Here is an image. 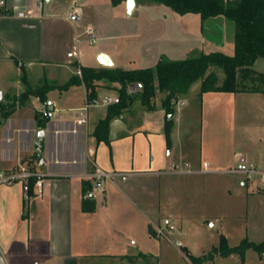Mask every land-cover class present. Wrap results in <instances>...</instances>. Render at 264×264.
Returning <instances> with one entry per match:
<instances>
[{
    "label": "crops",
    "instance_id": "obj_1",
    "mask_svg": "<svg viewBox=\"0 0 264 264\" xmlns=\"http://www.w3.org/2000/svg\"><path fill=\"white\" fill-rule=\"evenodd\" d=\"M7 2L14 11L29 15L0 18V65L17 68L16 78L1 88L2 95L3 91L10 92L13 85L17 91L13 93L25 92L24 73L31 88H47L44 100L36 93L30 94L25 103L15 106L12 114L0 118L6 124L23 112L18 115L15 133L0 138V171L10 172L33 160L38 166L30 169L42 180V187L33 186L29 198L20 182L0 184V264H132L130 257L139 253L158 257L157 241L162 234L158 231L169 225L160 216L164 185L173 189V179L178 176L227 172L236 167L238 162L231 166L230 158L219 150L218 141L215 144L209 135L214 130L217 133L222 106L244 92H205L200 96L198 91L202 107L199 148L191 145L188 135L193 113L176 108L182 96H178L175 105L169 136L160 100L148 110L133 94L129 106L111 121L109 143L98 142L94 130L112 104L103 100L119 98L120 85L100 81L97 102L87 111L83 110L89 96L85 84L62 86L71 77L81 75L78 65L104 67L99 62L101 54H106L115 68L154 66L163 53L161 42L154 41L159 35L141 30L118 35L104 30L105 25L116 21L115 10L127 6L128 0L117 6L111 0ZM75 7L81 16L78 21H71L69 15ZM88 25L98 37L90 52L83 34ZM31 78L38 80L32 84ZM139 89L133 84L128 91L135 93ZM53 93L56 99L51 96ZM46 99L55 102L57 112L40 126L37 114L43 111ZM182 103L186 105L188 101ZM25 117L33 118L32 125L25 124ZM82 119L85 121L80 122ZM39 129L45 132L40 151L35 135ZM27 130L32 135L24 139L22 134ZM231 154L236 155L234 142ZM173 162L180 165L182 172L171 171ZM204 162L209 163L207 172L202 170ZM98 169L121 175L106 179L101 188H96L92 175ZM85 181L90 184L89 198L83 189ZM84 199L88 210L83 209ZM140 260L135 259V264Z\"/></svg>",
    "mask_w": 264,
    "mask_h": 264
},
{
    "label": "rangeland",
    "instance_id": "obj_2",
    "mask_svg": "<svg viewBox=\"0 0 264 264\" xmlns=\"http://www.w3.org/2000/svg\"><path fill=\"white\" fill-rule=\"evenodd\" d=\"M136 4H142V1L134 0L131 7L128 1L127 6L118 7L115 10L116 21L111 26L105 25L104 30L118 35L125 32L134 34L140 30L144 33H155L159 37L154 41L161 42V47L159 46L163 52L161 58L179 60L189 55L212 51L233 54L235 32L233 21L223 16L202 21L199 14H178L167 6L150 3L135 9ZM94 47L96 45H88L87 51L90 52ZM187 49L188 53H185ZM254 68L264 72V58H259ZM211 69L216 70L220 79H223L224 75L220 69ZM18 71H21L20 68ZM16 73L15 65H0V90L12 78H16ZM37 80L31 78L30 81L35 84ZM199 83L200 80L193 83L185 97L179 95L182 97L176 105L178 109H186L193 113L194 118L188 135L191 136V145L196 148H199L201 143L202 107L198 96ZM14 87L16 86L13 85L10 92L3 91L0 118L6 106L21 105L30 97L24 92L13 93L17 92L14 91ZM45 88L47 87L35 88L38 89L37 95L44 94ZM51 96L56 99L55 93ZM185 99L188 103L181 104ZM222 108L223 113L220 114L217 127L214 126L217 133L215 135L213 129L214 132H210L209 135L210 140L214 143L218 141L219 150L221 149L225 157L230 158L228 163L231 166L236 165L243 156L258 170L264 171V93H241L236 98L229 99L227 106ZM22 114L23 112L17 113L6 124L0 122V138L15 133V123L19 120L18 115ZM22 120L27 125L34 122L33 118L25 117ZM41 130L35 133L37 140ZM30 135L32 133L27 130L22 137L26 139ZM233 142L235 156L231 154ZM20 166L30 169L37 167L38 164L37 161L35 163L30 160L16 169ZM173 180H175L173 189L164 185V205L160 213L161 218L168 219L170 223L163 226V233L157 241L159 249L155 254L158 257L154 256L153 259H149L150 261L159 262L157 264H195L190 256L200 257L207 254L212 247L219 245L222 235L226 237L230 246L239 245L247 237L255 243L264 241V193L261 192L264 188L259 185L258 179H246L242 173L218 171L212 174L182 175ZM240 263V255L233 253L227 257L216 255L201 264ZM139 264L147 263L141 259ZM242 264H264V256L261 252L249 248L245 251Z\"/></svg>",
    "mask_w": 264,
    "mask_h": 264
},
{
    "label": "trees",
    "instance_id": "obj_3",
    "mask_svg": "<svg viewBox=\"0 0 264 264\" xmlns=\"http://www.w3.org/2000/svg\"><path fill=\"white\" fill-rule=\"evenodd\" d=\"M125 0H111L117 6ZM142 3L159 4L171 8L178 14L195 13L201 16L202 21L209 18L223 16L235 24L234 52L226 54L221 51L202 52L189 55L184 59L173 60L162 57L154 66L135 69L115 67H89L80 66L81 75L73 76L62 87H68L77 82H83L88 91V99L95 98L98 83L106 80L110 83H118L119 101L108 106L106 116L101 119L94 135L98 142L109 143V131L111 121L120 116L132 101L133 94L140 97L142 105L152 110L158 100L166 112V134L169 136L173 118H168L175 113V105L179 95L188 92L193 83L200 80L199 95L205 92H260L264 93V72L254 68L259 58H264V0H140ZM220 69L224 75L220 79L216 70ZM23 81L27 85L26 95L38 93V89L29 86L25 73ZM138 85L140 89L135 93H129L130 85ZM42 100L44 94L39 95ZM161 96V97H160ZM15 110V105L6 106L2 117L7 118ZM42 116V118H40ZM38 124L45 125L47 118L42 111ZM44 117V118H43ZM35 179L30 180L29 195H32V187ZM89 182L83 183V189L89 195ZM87 199L83 200V209L88 210ZM152 234L155 232L150 229ZM253 248L264 254V241L255 243L244 239L239 245L230 246L225 236H221L218 246L212 247L207 254L193 257L195 264H201L216 255L227 257L237 253L244 260L245 251ZM153 255L139 253L132 256L133 262L137 258L143 259L147 264H157L149 259Z\"/></svg>",
    "mask_w": 264,
    "mask_h": 264
},
{
    "label": "built area",
    "instance_id": "obj_4",
    "mask_svg": "<svg viewBox=\"0 0 264 264\" xmlns=\"http://www.w3.org/2000/svg\"><path fill=\"white\" fill-rule=\"evenodd\" d=\"M29 14L26 13L25 11H14V9L8 4L7 0H0V18L2 17H12V16H18V17H27ZM81 13L79 8L75 7L73 8L72 12L69 15V19L71 21H78L80 19ZM83 34L86 35L87 42L90 45L96 44L98 37L95 32V29L91 26L88 25L85 27ZM79 41V40H78ZM104 103L109 104V103H116L119 101V98H111V97H105L104 98ZM97 100L95 98L93 99H87L86 103L83 107L84 111H87L88 108L96 104ZM43 112L47 118H52L56 115L57 108L56 104L53 100L51 99H46L43 107ZM84 122L85 119L80 120V122ZM171 171L174 173L182 172V169L180 168V165L177 163H172L171 164ZM203 172L209 171V163L204 162L202 166ZM227 172H239L244 174L246 179H258L259 180V185L264 188V171L258 170L255 165L247 160L245 157H240L238 164L236 165L235 168L230 169ZM121 173H114V172H107L101 169H98L92 177L94 178V185L96 188H101L103 186V181L106 179H111L113 177L120 176ZM34 178V184L33 186L36 188H41L42 187V180L40 179V176L37 172L28 169L27 167L20 166L19 168L12 170L10 172L7 171H0V184H7V185H12L17 182L22 183L23 185V190L26 198H29V191H30V180ZM165 224H169V220L165 219L164 220ZM159 233H163L162 229H159ZM35 264H40L39 262H35Z\"/></svg>",
    "mask_w": 264,
    "mask_h": 264
},
{
    "label": "water",
    "instance_id": "obj_5",
    "mask_svg": "<svg viewBox=\"0 0 264 264\" xmlns=\"http://www.w3.org/2000/svg\"><path fill=\"white\" fill-rule=\"evenodd\" d=\"M130 5L132 3H134V0H128ZM99 62L104 66V67H112L113 66V62L110 60V58L106 55V54H101L100 57H99ZM2 92L0 90V101L2 100ZM168 118H173V114H170ZM44 130H41L39 132V136H38V141H37V144H38V149L39 151L42 149V141H43V138H44Z\"/></svg>",
    "mask_w": 264,
    "mask_h": 264
}]
</instances>
